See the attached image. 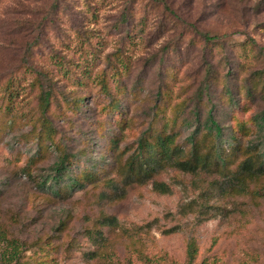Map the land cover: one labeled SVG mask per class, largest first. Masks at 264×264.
I'll list each match as a JSON object with an SVG mask.
<instances>
[{
    "label": "rangeland",
    "instance_id": "rangeland-1",
    "mask_svg": "<svg viewBox=\"0 0 264 264\" xmlns=\"http://www.w3.org/2000/svg\"><path fill=\"white\" fill-rule=\"evenodd\" d=\"M132 1L0 0V82L20 77L24 86L23 94L11 103L14 111L7 113L11 116L6 120L0 112V230L7 229L30 244L54 234L60 222L68 220L65 246L74 240L72 248L59 258L60 264H88L84 252L97 249L98 244L88 241L86 228H100L105 241L117 246L128 241L123 231L153 222L146 228L153 239L152 251L168 253L169 264L186 263L191 238L200 247L198 262L264 264V201L222 194L218 185L224 179L219 175L169 169L157 179L170 184L172 193L161 194L148 183L131 186L124 198L114 201L102 198L101 192L109 190L104 181L98 187L72 191L66 198H55L41 186L53 173L60 153L50 149L41 157L33 140L37 138L31 137L34 115H40V90L31 86L35 74L26 72L28 67L53 77L52 122L45 126L68 154L75 155V170L78 165L96 171L111 168L114 150L108 140L114 133L122 140L120 149L134 150L138 138L155 122L156 106L166 92L178 105L182 144L197 127L207 126L212 108L223 128L224 154L235 146L229 143L237 117L252 121L243 145L264 140L263 131L260 134L253 126V119L264 110V92L247 91L264 75V0ZM133 14L138 21L144 16L141 27H135L138 22ZM88 32L94 34L91 46L98 51L96 64L100 67L118 50L129 57L130 70L123 84L138 97L122 99V109L133 119L123 131L108 123L102 127L103 135L98 130L105 101L98 97L96 85L75 86L57 76L52 56L79 62L76 39ZM204 33L217 36L216 41H207ZM232 100L237 102L236 117L232 116ZM7 105L0 93V109L6 112ZM33 157H38L37 164L26 173L23 169ZM191 201L205 204V214L198 215L197 206L196 213H184ZM105 214L115 216L123 228L114 231L99 225ZM171 228L176 230L166 232ZM136 246L140 245L136 242ZM118 250L126 257V249Z\"/></svg>",
    "mask_w": 264,
    "mask_h": 264
},
{
    "label": "trees",
    "instance_id": "trees-1",
    "mask_svg": "<svg viewBox=\"0 0 264 264\" xmlns=\"http://www.w3.org/2000/svg\"><path fill=\"white\" fill-rule=\"evenodd\" d=\"M134 2L135 0L131 3ZM89 6L91 4H88ZM133 17L137 20L136 15L133 14ZM128 20L129 16L125 10L123 22L126 23ZM143 21L144 16L139 21L137 20L138 24L135 27H141ZM93 36V33L88 32L86 35L77 37L76 40L80 43L76 45L79 47V62L66 60L57 55L52 56L57 76L75 86L96 85L99 92L98 97L105 101L100 110L102 120L99 121V125L102 126L98 130L103 135L104 128L102 127L108 123L123 131L132 125L133 119L129 118L128 112L122 109V99H131V96L138 97L136 91H130L127 85L123 84L124 78L129 74L131 63L129 57L118 50L117 53L105 58V67H100L96 64L98 51L91 46ZM204 37L209 42H215L217 38V36H210L209 33H204ZM132 42L135 43V41ZM26 72L31 75L35 74L31 86L40 90V105L38 106L40 115L37 117L34 115L31 137L37 138L33 140H36V146L39 147L41 157L45 156L47 150L50 149L60 153L52 167L53 173L46 176L41 183L44 190L54 195L55 198H66L72 191L98 187L103 181L109 190L101 192L102 198L109 201L124 198L131 186L148 183H152L154 190L161 194H170L173 192L171 185L157 178L169 169H178L192 175H199L201 172L219 175L224 179L222 185L220 183L218 185L222 194L249 196L253 200L264 201V140L259 144H242V139L249 136L248 129L251 127L252 121L251 123L250 121H241L237 119L239 117L234 119L235 131L232 141L228 143L229 145L235 144V146L226 155L222 149V146L226 144V141L224 143L223 128L216 121L212 108L209 111L207 126L205 124L197 127L189 135L187 143L182 144L180 143L181 134L177 129L178 105L173 104L171 94L166 92L160 104L156 106L157 117L155 122L149 124L146 131L138 138L134 150L127 147L120 149L119 141L122 140L119 133H114V137L108 140L112 146L111 150H114L111 158L115 163L111 165V168L106 166L96 171L94 168L78 165V170H75L74 168H77L74 165L75 155L68 154L53 131L45 126V123L52 122L49 116L53 114L51 108L54 102L52 98L53 89L51 88L53 77L36 68L28 67ZM23 88L20 77H11L6 83L0 82V93L8 102L6 112L2 108L0 109L5 118L11 116L10 114L14 111V106L11 103L23 94L21 92ZM247 89L248 93L264 92V75H261ZM227 91L228 95L234 96L229 90ZM80 101L83 102V99ZM232 102L235 105L232 116L236 117L239 114L236 108L237 102L236 100H232ZM8 112L10 114H7ZM171 112H175V115H168ZM40 122H43L42 127L37 126ZM253 124L254 127H257V132L261 134L263 131L264 133V110L253 119ZM129 152L131 153L125 159ZM37 158L33 157L29 161L30 167L23 169L26 173H31L29 169L37 164ZM195 206L199 207L198 215L205 214L206 205L202 203L195 205L193 201L186 204L188 209H185L184 213H196L197 207ZM152 223L138 225L130 230L126 229L127 231H123L122 234L128 241L117 246H112V241H105V235L100 228L95 230L86 228L85 236L94 245L98 244V248L84 252L85 260L88 264H136L137 261H140L141 264H169L171 258L168 253L152 251L153 239L146 231V228ZM68 224V220L60 222L54 234L39 238L30 244L14 237L7 229L0 230V264H60L59 258L64 252H68L72 248L71 244L74 240L72 238L69 246H65L66 238L69 236ZM98 224L111 227L114 231L123 228L115 216L106 214L98 220ZM174 230L176 229L171 228L167 229L166 232H173ZM144 236H148V238ZM136 242L141 248L136 246ZM121 247L126 249V257L124 258L118 250ZM199 254L200 247L197 240L195 238L189 239L185 264H217L215 261H207L206 259L198 262Z\"/></svg>",
    "mask_w": 264,
    "mask_h": 264
}]
</instances>
